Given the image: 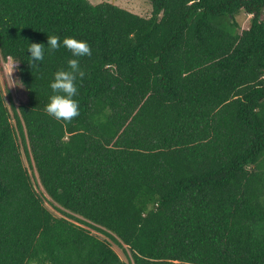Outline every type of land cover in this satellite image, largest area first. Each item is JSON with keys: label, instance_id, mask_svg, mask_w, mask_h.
I'll return each instance as SVG.
<instances>
[{"label": "trees", "instance_id": "obj_1", "mask_svg": "<svg viewBox=\"0 0 264 264\" xmlns=\"http://www.w3.org/2000/svg\"><path fill=\"white\" fill-rule=\"evenodd\" d=\"M151 4L0 0V264H264V0ZM53 34L91 46L70 121Z\"/></svg>", "mask_w": 264, "mask_h": 264}, {"label": "clouds", "instance_id": "obj_2", "mask_svg": "<svg viewBox=\"0 0 264 264\" xmlns=\"http://www.w3.org/2000/svg\"><path fill=\"white\" fill-rule=\"evenodd\" d=\"M61 45L71 51L72 58L68 60V69L61 68L53 74L54 78L50 81L53 94L49 96L45 110L57 119L70 121L79 115V102L74 98L78 92L77 77L82 78L85 75L77 58L90 56L91 46L86 40L77 39L75 36H66L61 40L58 35L53 34L47 35V46L40 42H28L27 51L30 53L28 57L31 67L39 68L38 65L45 56V49H57Z\"/></svg>", "mask_w": 264, "mask_h": 264}, {"label": "rangeland", "instance_id": "obj_3", "mask_svg": "<svg viewBox=\"0 0 264 264\" xmlns=\"http://www.w3.org/2000/svg\"><path fill=\"white\" fill-rule=\"evenodd\" d=\"M90 1L92 3H100L102 1L111 2L121 8L129 10L130 12H133L143 17H150L152 14V4H151L152 0H90ZM249 18L250 16H245V14L239 16V19L242 20L243 28H248ZM14 67L15 65L11 61L8 63H4L0 60V80L5 92L6 101L8 102V104H10L9 98L12 97L16 105L18 106L20 102L24 100V94H23V90L19 89L18 86H16V84L13 82L16 79L14 73L15 72ZM7 91H9V94ZM24 163L27 167H29V162L26 156H24ZM46 204L53 212H55V210L48 203ZM94 233L98 234L102 238L104 237L103 235L97 232ZM112 247L121 257V259H123L125 262L128 261L125 253L119 246H117L115 243H112Z\"/></svg>", "mask_w": 264, "mask_h": 264}, {"label": "crops", "instance_id": "obj_4", "mask_svg": "<svg viewBox=\"0 0 264 264\" xmlns=\"http://www.w3.org/2000/svg\"><path fill=\"white\" fill-rule=\"evenodd\" d=\"M250 16V15H249ZM251 17V16H250Z\"/></svg>", "mask_w": 264, "mask_h": 264}]
</instances>
